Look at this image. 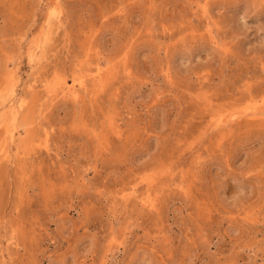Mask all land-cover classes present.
<instances>
[{
    "label": "rangeland",
    "instance_id": "rangeland-1",
    "mask_svg": "<svg viewBox=\"0 0 264 264\" xmlns=\"http://www.w3.org/2000/svg\"><path fill=\"white\" fill-rule=\"evenodd\" d=\"M0 264H264V0H0Z\"/></svg>",
    "mask_w": 264,
    "mask_h": 264
},
{
    "label": "bare ground",
    "instance_id": "bare-ground-1",
    "mask_svg": "<svg viewBox=\"0 0 264 264\" xmlns=\"http://www.w3.org/2000/svg\"><path fill=\"white\" fill-rule=\"evenodd\" d=\"M54 12V11H53ZM12 95V94H11ZM15 111V110H14Z\"/></svg>",
    "mask_w": 264,
    "mask_h": 264
}]
</instances>
